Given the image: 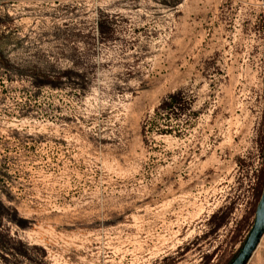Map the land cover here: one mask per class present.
Listing matches in <instances>:
<instances>
[{"label": "rangeland", "instance_id": "obj_1", "mask_svg": "<svg viewBox=\"0 0 264 264\" xmlns=\"http://www.w3.org/2000/svg\"><path fill=\"white\" fill-rule=\"evenodd\" d=\"M263 189L264 0H0V264H230Z\"/></svg>", "mask_w": 264, "mask_h": 264}, {"label": "water", "instance_id": "obj_2", "mask_svg": "<svg viewBox=\"0 0 264 264\" xmlns=\"http://www.w3.org/2000/svg\"><path fill=\"white\" fill-rule=\"evenodd\" d=\"M264 235V189L255 212V219L248 237L230 264H247Z\"/></svg>", "mask_w": 264, "mask_h": 264}, {"label": "bare ground", "instance_id": "obj_3", "mask_svg": "<svg viewBox=\"0 0 264 264\" xmlns=\"http://www.w3.org/2000/svg\"><path fill=\"white\" fill-rule=\"evenodd\" d=\"M259 248V247H258Z\"/></svg>", "mask_w": 264, "mask_h": 264}]
</instances>
